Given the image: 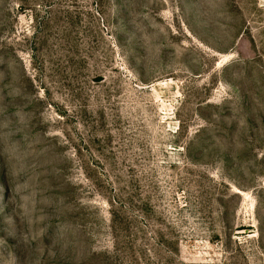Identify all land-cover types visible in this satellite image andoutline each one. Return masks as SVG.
<instances>
[{
	"label": "rangeland",
	"instance_id": "1",
	"mask_svg": "<svg viewBox=\"0 0 264 264\" xmlns=\"http://www.w3.org/2000/svg\"><path fill=\"white\" fill-rule=\"evenodd\" d=\"M0 264H264V0H0Z\"/></svg>",
	"mask_w": 264,
	"mask_h": 264
}]
</instances>
